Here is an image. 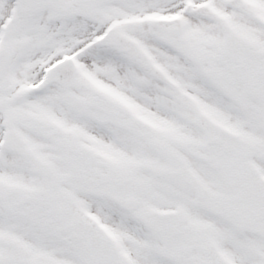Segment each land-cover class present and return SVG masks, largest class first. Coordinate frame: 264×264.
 Wrapping results in <instances>:
<instances>
[{
    "label": "snow or ice",
    "instance_id": "obj_1",
    "mask_svg": "<svg viewBox=\"0 0 264 264\" xmlns=\"http://www.w3.org/2000/svg\"><path fill=\"white\" fill-rule=\"evenodd\" d=\"M0 264H264V0H0Z\"/></svg>",
    "mask_w": 264,
    "mask_h": 264
}]
</instances>
